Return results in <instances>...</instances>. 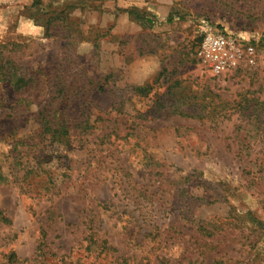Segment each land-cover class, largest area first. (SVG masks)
<instances>
[{
	"label": "rangeland",
	"instance_id": "1",
	"mask_svg": "<svg viewBox=\"0 0 264 264\" xmlns=\"http://www.w3.org/2000/svg\"><path fill=\"white\" fill-rule=\"evenodd\" d=\"M207 23L248 32L256 63L215 73ZM9 42L70 79L59 107L90 128L69 145L40 142L32 115L4 131L0 264H264V0H0ZM36 89L45 102L49 80ZM21 150L45 154L23 187Z\"/></svg>",
	"mask_w": 264,
	"mask_h": 264
},
{
	"label": "trees",
	"instance_id": "2",
	"mask_svg": "<svg viewBox=\"0 0 264 264\" xmlns=\"http://www.w3.org/2000/svg\"><path fill=\"white\" fill-rule=\"evenodd\" d=\"M36 2H38V0H35V3ZM18 45L19 43L17 42H9L0 46V107L9 111L7 114L12 117L14 121V126L11 129L4 130L0 126V138L4 136V131L15 133L29 120V116L32 115L35 117L41 129L40 136H42V138H40V142L49 140L51 143L59 142L64 145H69L76 134L82 139L84 134H86L85 132L90 128L89 119L85 116L86 112L80 117L71 119L68 118L65 110L59 107L60 100L72 98V88L74 85L71 83L70 79L64 75H59V73L51 75L41 66L36 69L28 68L21 58L16 59L17 50L19 49L17 47ZM10 46H12V48H9ZM41 77H46L49 80L51 93L45 102L39 103L36 84ZM3 89H8L12 91L13 94H17V98L14 100L12 99L11 104L8 103L9 99L3 95ZM33 105H38V110L35 113L31 110ZM27 139L28 138L22 139L20 137H15V149L19 141L25 143ZM40 150L43 151V149ZM22 151L23 150L19 151L18 155L13 157L14 161L11 166L13 172H19L20 170L25 171L24 175L16 176L20 187H23V183L29 175L40 168V163L44 160L45 156L43 152L34 153L32 156L37 160V165H29V160L27 158L23 166L18 156L22 157L25 155L29 157L30 155L27 154V152L22 153ZM9 152L12 153V150ZM43 172L47 174L49 182H52L55 170L50 169ZM5 182L6 176L3 174L0 167V183ZM0 214L2 218H4L2 210H0ZM10 257L11 260H17L16 254L14 253H12Z\"/></svg>",
	"mask_w": 264,
	"mask_h": 264
},
{
	"label": "built area",
	"instance_id": "3",
	"mask_svg": "<svg viewBox=\"0 0 264 264\" xmlns=\"http://www.w3.org/2000/svg\"><path fill=\"white\" fill-rule=\"evenodd\" d=\"M202 32L196 54L215 73L256 63L257 51L252 44L254 37L248 32H230L210 23L204 26Z\"/></svg>",
	"mask_w": 264,
	"mask_h": 264
}]
</instances>
